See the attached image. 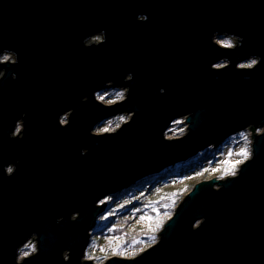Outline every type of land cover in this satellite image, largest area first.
Instances as JSON below:
<instances>
[{"label": "water", "instance_id": "95a60500", "mask_svg": "<svg viewBox=\"0 0 264 264\" xmlns=\"http://www.w3.org/2000/svg\"><path fill=\"white\" fill-rule=\"evenodd\" d=\"M6 54L0 264H95L83 257L106 197L246 129L235 174L195 183L154 243L100 264H264V0H0ZM255 56V69L242 65ZM107 87L124 97L102 103ZM121 114L114 131L93 132ZM179 118L185 133L165 137Z\"/></svg>", "mask_w": 264, "mask_h": 264}, {"label": "rangeland", "instance_id": "374dc122", "mask_svg": "<svg viewBox=\"0 0 264 264\" xmlns=\"http://www.w3.org/2000/svg\"><path fill=\"white\" fill-rule=\"evenodd\" d=\"M215 41L222 46H231L233 44V39L224 35L216 36ZM6 55L10 57L9 60H12V55ZM223 63L225 62H219L216 66H221ZM249 63L250 60L242 65L247 66ZM122 93L123 95H121ZM124 95L125 89L123 88L107 87L98 91L96 93V98L104 104H112L123 98ZM100 97H103V99H100ZM64 118H66V115L61 116V119ZM128 119L129 115L127 114L105 119L94 127L93 132L103 133L105 129H107L106 131H114L122 122ZM183 120L184 118L174 120L165 131V137L174 138L182 136L186 131V124ZM249 132L250 131L246 129L236 133L228 137L218 147L215 148L210 146L187 160L181 161H190L191 163L185 166L181 171H171L169 177L167 176L163 181L159 180L151 183L150 177L152 175H150L145 177L147 178L145 182H143L144 178H142L131 185L129 189L134 188L138 183H142L139 185V188L134 189L130 195L121 194L120 192L116 195L106 197L104 199L107 204L106 210L98 217L96 225L107 224L105 227L107 232L114 227V220V222L122 220L121 226L123 229L120 234H105L99 237V239L91 240L90 236V241L83 259H92L93 263L100 264L110 256H135L147 246L151 245L152 243H146L143 247H134L136 242L142 241L144 235L157 239V232L160 231L164 222L172 214L165 211V207L169 202H172V198L176 201L181 199L195 183L201 180L209 179L214 176L223 178L228 174H235L239 165L250 154L251 140ZM257 132H260V129H258ZM205 150L214 151L197 162L192 161L193 158L203 153ZM175 165L167 168H175ZM111 218H113V220ZM29 245L35 247V241L32 239L28 240L19 249V259L25 256L24 251H27L28 255L33 252Z\"/></svg>", "mask_w": 264, "mask_h": 264}, {"label": "trees", "instance_id": "16d2710c", "mask_svg": "<svg viewBox=\"0 0 264 264\" xmlns=\"http://www.w3.org/2000/svg\"><path fill=\"white\" fill-rule=\"evenodd\" d=\"M212 151L214 150H205L203 153H200L198 156H196L195 158L192 159V161H199L201 158L205 157L206 155L212 153ZM189 163H191L190 161H186V162H181V163H177L175 165V168H167L166 170H164L163 172L156 174V175H152L151 178V183L155 182V181H159V180H165L164 178H166L167 176L169 177L171 171H181L185 166L189 165ZM147 178L143 179V182H145ZM142 181V180H141ZM142 184V183H141ZM140 183L136 184V186H134V188H126L124 190L121 191V194H125V195H130V193H132L134 191V189H138L139 185H141ZM174 200V201H173ZM179 200H175L172 198V202H169L167 204V206L165 207V211L169 214H171L173 212V208L178 204ZM168 202V201H167ZM169 205V206H168ZM113 220V218H111ZM115 221V220H114ZM114 227L111 228V230L107 231L105 230L106 225H102V224H97L95 226V228L92 230L93 235H91V240L93 239H99V237L103 236V235H107V234H120L121 230L123 229V227L121 226L122 224V220H117V222H114ZM156 239L154 237H149L144 235V237L142 238V241L140 242H136V244L134 245V247H143V245H145L146 243H153Z\"/></svg>", "mask_w": 264, "mask_h": 264}, {"label": "clouds", "instance_id": "9594fccd", "mask_svg": "<svg viewBox=\"0 0 264 264\" xmlns=\"http://www.w3.org/2000/svg\"><path fill=\"white\" fill-rule=\"evenodd\" d=\"M137 19H138V21H140V22H147V20H148V16H147L146 14H139V15L137 16ZM101 32L104 33V34H106V32H105L104 30H101ZM237 38H238L239 41L241 42L242 38L239 37V36H238ZM94 39H95L96 42H101V36H96ZM9 58H10V57H9L8 55H5V56H3V57L0 58V59H2V60H4V61H7V60H9ZM260 61H261V57H260V56H255V57L251 58L250 63L247 65V67L250 68V69H255V67L259 65ZM17 62H18L17 60H13V63H14V64L17 63ZM127 79H128L129 81H131V80L133 79V74H132V73H129V74L127 75ZM121 95H123V93H122ZM59 123H60L61 125L65 124V123H66V118L61 119V120L59 121ZM117 126H119V125H117ZM19 131H20V129L17 128V129H16V132L19 133ZM10 136H11V135H10ZM11 137H12V136H11ZM20 138H22V137H20ZM82 154H85L83 150H82ZM15 171H16V164H15V165H9V166H7V167L5 168V174H6L7 176H9V177H11V176L15 173ZM29 247L32 248V251H33V252L36 251V249H35L34 246L29 245ZM24 255L27 256V255H28V252H27V251H24Z\"/></svg>", "mask_w": 264, "mask_h": 264}, {"label": "snow or ice", "instance_id": "6c2138e0", "mask_svg": "<svg viewBox=\"0 0 264 264\" xmlns=\"http://www.w3.org/2000/svg\"><path fill=\"white\" fill-rule=\"evenodd\" d=\"M230 46V45H229ZM100 99H103V97H100ZM107 129H105V131H106Z\"/></svg>", "mask_w": 264, "mask_h": 264}]
</instances>
